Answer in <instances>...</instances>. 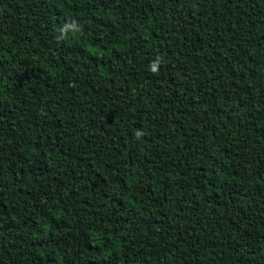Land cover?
Instances as JSON below:
<instances>
[{"label": "trees", "instance_id": "1", "mask_svg": "<svg viewBox=\"0 0 264 264\" xmlns=\"http://www.w3.org/2000/svg\"><path fill=\"white\" fill-rule=\"evenodd\" d=\"M0 264H264V0H0Z\"/></svg>", "mask_w": 264, "mask_h": 264}, {"label": "clouds", "instance_id": "2", "mask_svg": "<svg viewBox=\"0 0 264 264\" xmlns=\"http://www.w3.org/2000/svg\"><path fill=\"white\" fill-rule=\"evenodd\" d=\"M76 25L75 23H71V24H66L64 25L62 28L59 29V35L57 36V39L63 38L66 34L67 31H76ZM156 70V65L153 64L151 66V71H155ZM140 133H137V135H139Z\"/></svg>", "mask_w": 264, "mask_h": 264}]
</instances>
